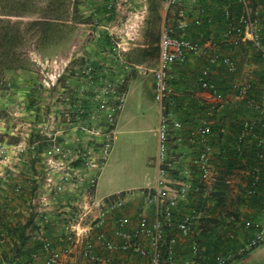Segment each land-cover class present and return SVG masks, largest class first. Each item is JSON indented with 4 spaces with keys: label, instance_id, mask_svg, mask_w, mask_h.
<instances>
[{
    "label": "built area",
    "instance_id": "2783aa9c",
    "mask_svg": "<svg viewBox=\"0 0 264 264\" xmlns=\"http://www.w3.org/2000/svg\"><path fill=\"white\" fill-rule=\"evenodd\" d=\"M166 10L177 9L178 20L176 32L163 23L160 29L158 43V59L152 71L153 99L160 107L159 123L156 131L158 138V159L156 163V180L153 188L141 189L137 194L142 204L136 213V223L131 227V219L125 214V208L133 192H119L103 198L96 196V188L101 170L109 157L114 130L107 129L96 143L98 149H92L89 144L73 146L71 144L60 146L51 140V144L41 154L43 164V179L29 176L21 182H13L12 191L15 197H22L28 190L27 206L38 216V230L34 238L42 244V253L45 255V264H60L62 259L73 252L76 244H80V256L92 264H103L105 259L96 251L102 250L108 255L123 253L136 254L148 264H178L176 247L188 241L191 244V258L186 264H196L200 258V248L196 239L201 231V213L189 202L193 173L201 184H209L215 173L213 164V146L210 144L211 126L213 118L223 107V95L216 84L210 79L208 66L220 65L229 73H235V61L227 54L213 51L206 54L200 41L188 39L184 36L187 28V19L184 7L194 0H159ZM240 6V16L236 28L233 30L232 45L234 48L247 39L252 43L255 52L264 58V48L257 34L258 20L252 14L248 0H235ZM228 13H226V17ZM108 31V29H106ZM110 35V34H109ZM124 44H117V52ZM214 48V47H212ZM204 57L208 66L204 67L196 76V90L207 92L215 102L204 108L206 115L186 130V140L196 147V154L187 165L177 170V160L170 149V138L176 131H182V123L173 119L168 105L175 95V78L173 69L183 66L189 58ZM252 85L246 82L236 87L238 96L246 99ZM112 86L106 84L98 96L99 107L104 113L108 127L114 126L117 116L122 111L125 94L117 93L112 96ZM247 105L253 111V116L241 121L237 144L244 143L249 138L257 140L259 147L264 146V138L257 131L264 130V106L254 99H248ZM79 130L84 138L91 142L98 132L90 124L82 126ZM86 135V136H85ZM183 138V137H182ZM182 138H176V146L182 144ZM175 146V145H174ZM35 143L20 142L17 145L8 144L0 140V185L17 177L19 172H13L15 166L24 162L27 150L34 151ZM176 161V162H174ZM176 166L173 167V164ZM176 173V174H175ZM173 179L180 184L176 192L171 191ZM258 176L253 174V182L247 194H255V182ZM26 188V189H25ZM27 193V194H28ZM67 202L68 211L63 216V240L68 247L62 251L56 250L44 238L45 227L51 221L50 207L58 204L59 200ZM153 206V216L147 213L148 207ZM184 206L183 208H180ZM240 246L231 250L227 255H218L212 264H231L237 258L258 248L264 240V207L254 218H245L240 222ZM235 238L234 235H229ZM243 237V238H242ZM146 244V246H144ZM148 248V249H147ZM166 250V259L162 260V250ZM37 255L31 258L36 262Z\"/></svg>",
    "mask_w": 264,
    "mask_h": 264
},
{
    "label": "rangeland",
    "instance_id": "374dc122",
    "mask_svg": "<svg viewBox=\"0 0 264 264\" xmlns=\"http://www.w3.org/2000/svg\"><path fill=\"white\" fill-rule=\"evenodd\" d=\"M32 1L39 6L46 3V0ZM14 4L15 0H0V6L5 7L6 12ZM111 4L108 8L113 9V18L106 21V15L94 12L103 7L102 0L71 1L70 8L76 6L78 13L75 19L71 16L66 19L62 28L63 38L40 50L28 43L24 49L28 65L5 72L0 78V138L5 137L11 145L25 142L35 143L37 148L41 146L39 151L27 150L25 161L13 167V172H19V176L21 172L27 177L38 175L42 183L44 168L41 154L51 140L60 146L89 144L97 150L96 143L109 128L115 130V136L98 180L100 186H97L96 195L102 198L113 191L128 192L134 191L133 188H153L155 185L159 118L158 104L151 96V87L157 60L153 56L155 47L149 41L151 36L159 34L163 23L175 21L172 18L175 9L167 11L158 0H111ZM184 10L189 23L193 12ZM29 19L30 16L20 18L23 21ZM117 44L124 45L115 52ZM142 51L150 55L142 58ZM200 61V58L197 61L191 58L185 66H190L191 80L197 76L195 66L200 65ZM108 83L112 86V96L118 92L125 94L122 111L112 127H108L105 121L98 97ZM179 121L184 129L183 122ZM78 124H90L98 135L91 142L87 141ZM182 154L177 152L174 157ZM237 172L226 179L228 202H236L231 205V210L237 205L236 199L242 194L244 185ZM215 180L216 173L209 184H203V189L209 192ZM171 181L174 193L180 184L177 179ZM148 211L154 215L152 205ZM238 211L241 214L238 223L252 212L243 205ZM222 232L221 228L219 234ZM199 248L202 253L203 248ZM202 264L205 263L202 261ZM233 264H264V258Z\"/></svg>",
    "mask_w": 264,
    "mask_h": 264
},
{
    "label": "trees",
    "instance_id": "16d2710c",
    "mask_svg": "<svg viewBox=\"0 0 264 264\" xmlns=\"http://www.w3.org/2000/svg\"><path fill=\"white\" fill-rule=\"evenodd\" d=\"M71 1L73 0H46V3H44L43 6L41 5V7L37 5V3H33L32 0H15L14 6L8 8L7 12L5 11V7L2 8V6H0V78L5 72L20 70L28 65L29 60L24 52L28 43H30L34 49L40 50L63 38L62 28H64L63 25L66 19L69 16L75 19L78 13L76 6L73 5L70 8ZM102 1L103 7L96 9L94 12L99 15H106L104 18L106 21L111 20L113 18V9L111 10V8H108L112 5L111 0ZM194 1L198 3V7L193 9L196 13L192 14L189 23H187V28L184 31V36L186 38L199 39L202 35L209 34V30L214 26L226 31L228 36H233V30L237 26L241 12L240 6L235 0H225L224 7L226 9L224 10V8H222L216 11L213 18L205 15L204 5L202 4L203 0ZM254 1L255 0H250L253 16V12L257 9V5L264 7V0H257V3H254ZM89 5L90 7L92 6L91 3H89ZM172 9H175V13L172 16L175 21L168 25L173 28V35H178L175 26L178 20L177 9L170 8L167 11H171ZM109 12H111V14ZM226 13H228L227 17ZM33 15L37 16L31 18ZM25 16H30V19L27 21L20 20V18H24ZM12 18H17L18 20H12ZM159 36L160 32L156 36H151L149 41L150 44L155 47L153 56L156 57V60L158 59ZM260 42L264 48V40ZM230 44V48H234L231 42ZM254 53V57L264 63V58H262L259 53L255 52V50ZM147 55H150V53L142 51L140 56L144 58ZM261 78L264 80V71H262ZM174 84L176 83L174 82ZM174 88L175 95L173 99L175 104H172L171 112H173L172 114H177L182 108L185 97H179V94L176 93L175 86ZM248 99H253V97L250 96V92L244 100L246 104ZM258 103L262 104L261 102ZM196 107H198L197 109L199 110L200 107ZM202 110L203 109L200 108L198 113H201ZM192 121V118L185 114L183 117V124L191 122L189 126H192L195 124L192 123ZM233 129L234 131L225 135L221 132V126L218 125V123L215 125L214 122L211 126L210 144L213 147L218 146L219 150L213 153L216 180L207 193V196H203V194H205L203 184L199 183L198 180L192 179L189 202L191 203L190 205L201 213L200 222L202 223L198 246L203 248V252L200 253L201 258L197 259V264H202V261L205 264H212V260L216 255H227L231 250L240 246V240L236 239L240 234V223H238V219L241 215L240 211H238L240 205L252 210L251 215L246 217L247 219L258 216L259 211L264 207V146L259 147L257 145V140L254 138H249L244 143L236 145L237 137L241 129V120L237 122V125L233 126ZM257 134L264 138V130L257 131ZM223 137L224 141L222 140ZM0 140H5V137H2V139L0 138ZM36 149L37 151L41 150V146L38 148L36 147ZM234 171L240 173L239 176H241L244 185L242 187V194L240 193L236 199L237 205L231 210V205H235L236 202H230V204L228 202L229 197L228 191L226 190V179L231 177ZM253 174H256L258 179L255 182V194L249 196L247 192L250 184L253 182ZM192 175H196V173L194 172ZM194 194L200 196L194 197ZM35 217L38 220L36 214ZM221 228L223 232L219 234ZM37 230L38 226H35L34 233ZM230 234L234 235L235 238H231L229 236ZM34 236L30 237V240L33 239V242L39 243V240L33 238ZM22 239L27 238L22 236ZM162 251V260L164 261L167 254L165 249ZM249 253L244 254L235 261L247 256ZM189 258H191V255ZM25 263L35 264L36 262L30 257Z\"/></svg>",
    "mask_w": 264,
    "mask_h": 264
},
{
    "label": "crops",
    "instance_id": "0c3cea01",
    "mask_svg": "<svg viewBox=\"0 0 264 264\" xmlns=\"http://www.w3.org/2000/svg\"><path fill=\"white\" fill-rule=\"evenodd\" d=\"M224 1L225 0H203L202 4L204 5L205 15L213 18L216 11L222 8H224L225 10L226 8L224 7V3L226 1ZM248 1L250 5V0ZM255 1L254 3H257V0ZM197 7L198 3L193 1V3L185 6L184 8L191 10L193 13H196L193 9H196ZM253 13L258 20L257 34L259 35L260 41L264 40V7H262L261 5H257V9ZM215 27L216 26L212 27L211 30H209V34H206L204 36L202 35L201 38L193 40L200 41L206 54H211L216 50L222 54L229 55L235 61L237 70L235 73H229L225 70L224 67L220 65L208 66V63L206 62V59L204 57H200V65H196L195 68L198 75V73L204 67L208 66L210 70L211 81L216 84L219 92L223 95V107L218 113L214 115V118L212 120L213 123L215 122V125H217L218 123V125L221 126V132L223 134L228 135L230 132L234 131L233 126L237 125V122H239V120L242 121L244 118L251 117L254 114L252 109L248 107L246 102H244V99L238 96L236 87L243 85L246 82L251 83L252 89L250 91V96H252L256 102H261L264 105V80L261 78L262 71H264V63L260 62L256 57H254L255 53L252 47V43L248 39L240 44L239 47L230 48L232 35L228 36L226 34V31ZM189 59L183 66L175 67L172 73L175 78L176 93L179 94L178 96L181 98L185 97V101L183 102L182 108L179 110V113L172 114L173 112H171V106L172 104H175L174 99H172L173 101H171L168 105V110L171 113L173 119L181 120L183 122V117L186 114L190 118H192V123H196L198 122V120H201L205 117L207 112L204 108L213 104L215 100L207 92L199 91L198 89L196 90L195 79H190L192 74L190 71V66L187 68L185 67L186 65H188ZM198 59L199 58H195L196 61ZM142 84H146V82H142ZM151 89V96L153 98V87H151ZM196 106H199L203 109L201 113H198L200 108L198 110V107ZM159 115L160 107L158 105V118ZM119 119L117 120L116 127ZM190 123L191 122L184 124L185 127L183 131H176L170 138V149L173 151L172 157L173 154L176 153L177 149V152H179V154H182L183 152V156H179L178 158L176 156V158L174 157L175 159H178L177 167H180L177 168V170L185 167L187 165V161L196 154V147L190 145L186 140V130L189 127ZM178 137H183V141L182 144L176 146V142H178L176 138ZM222 140L224 141V137L222 138ZM218 150V146L213 147V153L218 152ZM212 159H214V157H212ZM175 166L176 163L173 164V167ZM20 171H22V169ZM24 171L25 170H23V172ZM25 177L26 175L21 172L20 176L17 175V177L12 179L11 181L0 185V264H28L25 262H27L30 257L35 254L38 256L35 264H45V255L41 252V242L39 241V243H37L33 242V239L30 240V237L34 236V234L36 233H34V228L38 224L35 213L31 211V208L29 206H27L28 195H31L33 192L30 191L28 193V190L25 188L26 193L22 197H15L12 192L13 182L19 181L24 184L23 178ZM192 177L194 180H197L196 175H193ZM97 186L99 187L100 185L97 184ZM24 187H26L25 184ZM147 187L148 186L133 188V190L138 191ZM114 192L115 191L105 195L104 197L122 191H116L115 193ZM204 193L205 194H203V196H207L208 192L206 190L204 191ZM96 196L98 197V195ZM198 196L200 195L194 194V197ZM140 204H142V199L138 194L130 195L128 197L125 214L131 219V227L135 226L136 213ZM183 207L184 206L180 205V208ZM50 209L52 211V213H50L52 214L51 221L46 226L44 238H46L56 250L62 251L68 247V243L63 240V227L65 224L63 216L67 214L68 211L67 202H64V200L61 199L59 200L58 204L51 206ZM147 213L149 214V216H151V213L148 210ZM22 236L26 237L27 239H22ZM198 239L199 236L196 239L197 245ZM192 243L193 242L188 241L185 244H181L180 246L176 247L177 263L186 264V262L190 259V248ZM144 246H146V244H144ZM80 247V244H76L73 252L65 256L60 264H74V261H78L77 264H92L91 262L81 258ZM96 252L105 259V262L103 264H148L143 258L139 257L136 254L117 253L108 255L102 250H97ZM251 258H264V241L258 248L251 251L247 256H244L234 263H243Z\"/></svg>",
    "mask_w": 264,
    "mask_h": 264
}]
</instances>
